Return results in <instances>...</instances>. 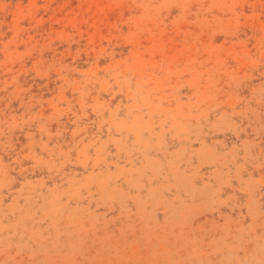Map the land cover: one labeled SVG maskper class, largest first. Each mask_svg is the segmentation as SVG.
Instances as JSON below:
<instances>
[{
  "label": "rangeland",
  "instance_id": "obj_1",
  "mask_svg": "<svg viewBox=\"0 0 264 264\" xmlns=\"http://www.w3.org/2000/svg\"><path fill=\"white\" fill-rule=\"evenodd\" d=\"M0 264H264V0H0Z\"/></svg>",
  "mask_w": 264,
  "mask_h": 264
},
{
  "label": "bare ground",
  "instance_id": "obj_2",
  "mask_svg": "<svg viewBox=\"0 0 264 264\" xmlns=\"http://www.w3.org/2000/svg\"><path fill=\"white\" fill-rule=\"evenodd\" d=\"M132 43V42H131ZM100 62V61H99ZM98 64V63H97ZM95 66V65H94ZM93 70V69H92ZM135 72V71H133ZM93 75V74H92ZM98 76V75H97ZM88 81V80H87ZM120 82V81H119ZM87 83V82H86ZM89 83V82H88ZM92 83V82H91ZM102 84V83H101ZM105 86V85H104ZM122 89V88H121ZM99 98V97H98ZM130 99V98H129ZM133 99V98H132ZM101 110V109H100ZM103 111V110H102ZM100 114V113H99Z\"/></svg>",
  "mask_w": 264,
  "mask_h": 264
}]
</instances>
